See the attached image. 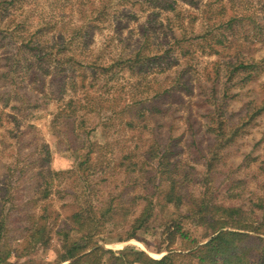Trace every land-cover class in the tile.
Masks as SVG:
<instances>
[{"label":"rangeland","instance_id":"rangeland-1","mask_svg":"<svg viewBox=\"0 0 264 264\" xmlns=\"http://www.w3.org/2000/svg\"><path fill=\"white\" fill-rule=\"evenodd\" d=\"M233 16L242 23L232 31L217 26ZM29 38L49 62L30 55ZM136 53L146 60L121 65ZM245 61L256 74L227 82L230 64ZM263 84L264 0H0V264H57L58 234L82 244L70 216L119 192L127 213L91 225L90 246L157 260L168 252L162 225L175 221L195 244L177 238L168 250L195 264L208 232L190 213L206 188L212 206L250 211L264 199V113L248 117ZM157 145L172 173L154 182ZM169 182L178 208L162 205ZM153 184L164 191L155 218L119 242ZM37 225L47 246L31 242Z\"/></svg>","mask_w":264,"mask_h":264},{"label":"trees","instance_id":"trees-1","mask_svg":"<svg viewBox=\"0 0 264 264\" xmlns=\"http://www.w3.org/2000/svg\"><path fill=\"white\" fill-rule=\"evenodd\" d=\"M13 1V0H12ZM242 19L239 16L227 17L224 23H218L221 29L232 31L236 26L241 25ZM261 30V29H260ZM259 30V32H260ZM42 30L38 31L41 32ZM37 33V32H35ZM34 33V34H35ZM260 35H262L260 33ZM226 39V37H225ZM220 42V41H219ZM219 45L222 43H218ZM30 55L36 60L46 64L49 62V57L46 54L41 55L39 47L34 45L30 38L26 43V48ZM146 60L144 55L136 53L133 58L126 59L121 62L125 65L129 63V68L137 66ZM59 60H57V63ZM119 62H116L117 65ZM259 63L253 61L237 62L230 64V69L226 72L227 82H230L234 76L239 75V82L245 84L253 74H256ZM60 66H62L60 64ZM57 68V67H55ZM94 68V67H93ZM61 70V69H59ZM104 70V69H103ZM264 86V84H263ZM214 89V88H213ZM226 92V91H225ZM227 93H224L221 99H226ZM217 99L215 100V102ZM264 113V95L257 107H253L251 113L248 115L249 118H256L257 116ZM217 138L223 137V131L221 130V123L218 124ZM216 132V131H215ZM167 152L164 151L159 145L153 148L151 158L158 160V168L160 171H148L153 173L152 179L155 182L156 179L163 180L164 175L172 173V170L168 169L164 159L167 158L165 155ZM89 160H86V163ZM136 164V163H133ZM90 166V165H89ZM88 166V167H89ZM135 165H128L125 167L126 172H135ZM211 170V166H208ZM84 170V169H83ZM82 170V171H83ZM170 177V176H169ZM168 180V179H167ZM170 180V179H169ZM176 182H169V188L167 191H162L158 186L152 185L146 188L141 193L142 205L139 212L134 215L131 220L129 229L127 230V236L125 239H120L119 242H126L131 239H137L136 233L141 230H146L152 219L155 218L154 210L156 200L159 195H163L164 202L163 206L173 205L178 208L181 205L182 197L175 192ZM241 192V196L243 191ZM237 194V193H236ZM121 192L115 196H110L108 200L100 201L101 206L97 208L96 212L91 215L83 214L82 210L76 211L70 216L71 222L74 224L72 230L77 233H81L80 240L82 244L75 240L69 239V230L62 231L60 238L61 252L57 253V264H102V260L105 255H109L110 258L117 260L120 264H176V259L181 256L171 253L168 250L174 241L179 238L184 241H191L195 244V241L189 239V234L181 227V224L172 221L170 225H162V236L167 242L166 251L167 254L159 259H152L143 251H120L119 256H115V253L111 250L104 249L98 245L90 246L89 240L96 234L91 228V225L101 227L105 229V223L113 222L112 218L123 211V207L119 205ZM210 193L206 188L201 198L194 203L190 216L195 220L198 226L205 228L208 234L204 238L202 244L194 245L195 252L190 254V257L195 259V264H264V199H259L257 203L252 204L250 211L243 209L244 205L224 207L222 205H213L212 199L209 197ZM90 208V207H89ZM195 209V210H193ZM251 215V218L245 219L244 215ZM85 216V218H83ZM123 216V215H122ZM92 218L93 220H89ZM94 218H99L94 220ZM125 221V220H124ZM36 229L30 235L31 242L33 244H41L47 246L51 240V237L45 234L46 228L43 225H37ZM142 243L146 245L143 241ZM158 251L157 253H159ZM192 264V263H190Z\"/></svg>","mask_w":264,"mask_h":264}]
</instances>
